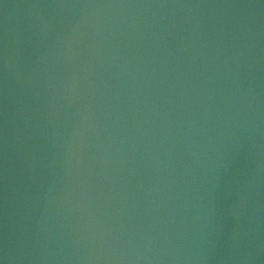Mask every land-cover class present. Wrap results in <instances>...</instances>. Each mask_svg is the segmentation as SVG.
<instances>
[{
	"label": "water",
	"instance_id": "95a60500",
	"mask_svg": "<svg viewBox=\"0 0 264 264\" xmlns=\"http://www.w3.org/2000/svg\"><path fill=\"white\" fill-rule=\"evenodd\" d=\"M0 264H264V0H0Z\"/></svg>",
	"mask_w": 264,
	"mask_h": 264
}]
</instances>
